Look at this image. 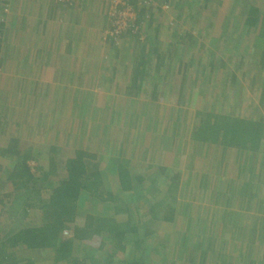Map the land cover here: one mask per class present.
Wrapping results in <instances>:
<instances>
[{
    "label": "crops",
    "instance_id": "1",
    "mask_svg": "<svg viewBox=\"0 0 264 264\" xmlns=\"http://www.w3.org/2000/svg\"><path fill=\"white\" fill-rule=\"evenodd\" d=\"M3 1H5L8 8L4 11L5 15L0 16V21H3V23L0 22L2 29L0 30V91L4 94L7 93L5 98L7 106L10 107V103L13 104V102L19 101V98L16 97L19 88L23 87L26 94L32 93V91L35 92L34 89L37 90V95H31L29 98V94L24 107L17 105V109L26 110L30 107L31 111H34L30 119V125H34V119H36L35 126L55 125L53 131L57 130L56 133L60 137L59 141H65V145L58 147L55 144L53 153L46 152V155L50 164L53 161L56 163L55 168L58 174L61 172L62 164L64 165L68 158H74V153L79 148H83L82 143L81 147L77 145V140L80 142L88 140L91 143L94 138L101 136L102 140L93 143L97 147H101L99 152H104L103 150H106L110 144L109 141L111 140L105 138V135L108 134L113 135L112 137L115 134V137H122L124 131H127L129 139L124 136L120 139L121 144L129 142V140L131 142V137L134 134L138 136L135 140H138L141 145L151 142L148 140L150 139L149 134L153 130L146 133L145 140L142 131L149 126L150 118L146 115L147 108H152V100L148 99V102H146L147 105L142 109L144 110L143 114L136 115L135 111L137 110H134V114L131 110L129 114L125 96L151 93L150 82L153 81V78L158 79L160 76H164L163 72H171L170 76H172L173 73L180 71L181 64L184 66V69L182 68L184 72L194 71V76L202 77L203 75L199 73L203 69L207 70L210 76L215 74L213 79H215V83L217 80L216 86L223 79L218 73L221 72L226 75L225 87L230 88L228 100L232 96L234 98L229 102L228 100L225 101V98H217L214 107L216 103L220 105L221 100L225 101L228 107H215V111L240 109L249 114L251 110L256 109L264 117V0H248V2L246 0H236L235 4L231 2L229 10L227 7L224 9L229 11L227 13L229 17L223 15L222 22L227 21L228 24L236 25L237 29L239 28L233 34L234 38L230 37L228 41L221 42L223 32L220 33L216 30L218 35L213 40L218 39V41L213 42L207 51L199 47V57L196 63L201 61V66L198 64L195 66L194 63L192 67L190 66L192 60L190 51L192 49H188V46H186L184 49L182 47L181 52H179L178 50L175 51L177 48L173 46V44H177L175 43L177 29L173 27L172 20L177 18L182 21L184 10L181 11L182 15L179 11L174 14L175 11H166L162 7L161 12H158V9H156L158 5H156L150 10L153 11L154 17L150 19L149 16H144V24L141 26V30L138 33L125 34L123 40H120V47L115 49L112 45L113 41L107 36L108 17L104 13L109 12V7L108 5L104 6L102 0H77L75 3L73 2V7L61 5L52 0ZM156 1L162 5L166 2L165 0ZM244 4H246L247 10L245 9L241 13L240 9ZM220 6L223 7L222 1ZM184 9L186 10V8ZM178 15L179 17H177ZM187 17L188 15L185 16V18ZM152 19L153 21H151ZM222 22L220 26L223 28ZM145 23H147V27H145ZM249 27L254 29L257 27L260 30V41H257V43L250 41L251 38L238 39L239 32H242L243 28L246 30ZM238 42L240 43L238 44ZM142 45L145 50L139 49V46ZM131 49L134 53H127ZM123 52L125 53V59H127V55L130 59L121 64ZM184 56L186 57V63L183 62ZM151 57L154 63L152 69H150ZM159 57L166 60L167 65L158 68L159 65L156 63ZM222 59L224 62L229 60L230 63H225L227 67L216 70L212 74L208 61L215 62L218 67L219 61ZM138 62L141 69L146 65L145 69H142L144 72L150 71L151 74L148 73L150 81H143L144 76L141 79V74H139L138 81L135 82L136 77H133L135 75L134 67L137 71ZM83 63L90 67L89 74L80 73V67ZM120 64L123 69L120 68ZM187 66L189 67L188 70ZM158 70H161L162 73H156L159 72ZM119 72H121L122 78H120ZM139 83H141V86H139ZM162 86H160L159 92L164 93L165 89ZM137 87L138 90H136ZM132 89H135L136 93L129 94ZM29 99L33 101L30 105L28 104ZM131 100L136 101L135 104L139 103L141 105L137 100ZM204 104L203 101L199 103L198 107L194 106L195 110L204 106ZM94 109H99V112L94 118L95 121L89 123ZM103 109L104 112L101 113ZM39 110H43V112L39 113ZM71 110H73V115L70 113ZM44 111H53V114L60 116L62 120L59 123L52 122L46 125L44 124V118L48 115ZM59 111L62 112L58 113ZM12 112L11 116H14V119L20 117L14 111ZM77 112L78 114H76ZM54 115H52V118ZM79 116L81 119L84 118L83 120L87 123L82 124L84 121L80 123ZM23 118L27 117L23 116ZM20 120H15L13 125H17ZM143 122H145V127ZM163 122L164 120L160 122L161 125ZM19 123L21 126H29L24 119ZM120 125L122 126L121 129L118 128ZM83 127H88V129L85 131ZM92 127H94V130ZM6 130L8 133V128ZM90 131H92V134L91 137H88ZM192 132L191 129H187L185 133L189 135V139L182 140L185 136L181 135L178 138L179 140L175 141L177 145L176 153L179 152L188 158L191 155L193 156L194 153V156L198 157L194 158V163H199L197 164L198 174L197 176L193 175L195 172L193 168L191 176L189 174L182 176L178 180L177 190L173 194L167 195L164 206L158 207V209H164L163 216L159 215L163 217L161 218L162 221L159 220L162 229L158 230L161 239L166 242L170 236L169 230L183 227L177 236H180L177 239L180 243L178 249L167 248L170 252L180 254L183 260L179 261L178 259L181 258L178 257L171 264H264V235H261L264 230V214L256 211L254 204L258 200L253 201L252 209L245 215L238 213L240 205H242L238 199L242 198L236 195L237 192H232V188L236 189L237 184L231 188L228 180L233 177L232 167L238 169L239 166L235 163L232 164L231 157L228 160L231 162L228 166V174L219 171L217 162L221 161L220 157L222 159L223 156V150H218V148L220 149L219 144L207 143L201 145L199 142L194 143L191 139ZM79 137L82 138L79 139ZM102 141H104L103 146L101 145ZM231 152H233L234 158L237 159L239 151L233 150ZM261 156L262 154L258 155L256 166L246 165L245 168L252 169L254 173L260 174L259 158ZM154 157H156V160L152 162V166L156 168L167 166L157 161L158 158L167 160L165 155L157 156L156 152ZM172 157L173 154H170L169 159ZM43 158L44 156L40 159ZM143 158H150V156L149 154L144 156L143 153ZM175 158H172L173 164L170 165L173 167L176 164L179 168V159L174 162ZM198 159H201L202 163ZM40 161L34 162H37V169L40 170L43 177L48 172V168L45 169L41 165L43 161ZM247 162H250V160ZM150 163L151 161L148 165ZM221 163L223 162L221 161ZM59 166L61 167L59 168ZM220 167L222 169L223 164ZM0 168H2L1 165ZM143 168H145L144 165ZM235 178L237 177H233V179ZM240 179L244 183L243 178L240 177ZM36 180L37 186L40 187V180ZM56 180L58 182V177ZM195 190L198 191L196 195H199L201 200L209 204L203 213L200 209L195 210L194 200L188 202L183 200L184 197L182 200L178 199L179 196L182 198V194H185L186 197L191 196L196 192ZM230 192L233 196L232 200H230V195L226 197ZM259 193L261 194L257 197L264 196V188ZM175 194H178V196ZM227 203H229V207ZM186 208H189L188 215L184 213ZM84 214L85 216L89 215L86 212ZM91 214L95 216L94 213ZM73 227V224L68 225L66 230L73 231ZM7 233H12V228L1 232L0 239H6L4 237ZM2 243L0 241V247H3ZM85 244L89 243L85 242ZM168 244L172 245L166 242V247H168ZM5 252L9 255L8 264H22L21 255L23 250L21 248L17 252L5 248ZM91 253H95L92 245L86 247L78 240L75 242L73 257L83 259ZM35 254L37 257L36 264H53L54 262V252L36 250ZM1 263L3 261L0 260Z\"/></svg>",
    "mask_w": 264,
    "mask_h": 264
},
{
    "label": "trees",
    "instance_id": "2",
    "mask_svg": "<svg viewBox=\"0 0 264 264\" xmlns=\"http://www.w3.org/2000/svg\"><path fill=\"white\" fill-rule=\"evenodd\" d=\"M52 1L56 2L55 0ZM75 1H71L70 3L62 2L59 4L73 7L72 5ZM102 1L103 5L107 6L111 0ZM144 1L145 0L128 1L129 5L136 13V18L133 21V27L120 34V40H123V36L127 33H138L139 30H141V26L144 24V16H149L150 19L154 17L153 11H150L153 7L158 5L156 9H158V12H161L162 4L160 2L149 0L150 4L146 5ZM165 1L169 3L168 5L171 7V11H175L174 13L179 11L181 14V11L185 10L184 8H187V6H190L192 2L197 4L203 11L205 3L208 0H205L201 4H199V0ZM7 8L5 1L0 0V16L5 15L4 11L7 10ZM104 14L107 16V13ZM177 17H179V15ZM227 17H229V15ZM190 18L192 22H199L200 20V16L196 14H190ZM178 20L181 19L174 18L172 22L178 26H175L177 33H181L179 25L177 24ZM151 21H153V19ZM0 22L3 23L2 20ZM112 23V20L108 21L107 31L112 28ZM224 23L222 31L224 34L222 33L221 42L228 41L230 37L234 38L233 34L239 29H237L236 25H231L232 30L230 31L227 21H224ZM145 27H147V23H145ZM0 30H2L1 26ZM260 33L257 27L255 29L249 27V29L246 30L243 28L242 32H239L238 39L251 38L252 40L250 41L257 43V41H260ZM192 36H184L188 41L181 38L182 43L187 41L186 46H188V49H191V46H196V43H194L196 41ZM239 43L240 42H238V44ZM200 48L202 49L203 46ZM139 49L145 50L143 45L139 46ZM176 50L178 49H175V51ZM150 60V69H152L154 65L152 57ZM194 61L196 63V60ZM194 61L191 62V67ZM200 62L201 61L197 62L199 66H201ZM225 63L229 64L230 62L229 60L224 62L222 59L219 61V66L217 67L215 62L209 60L208 66L211 69V73H213L216 70L225 68V66L227 67ZM156 64L159 65L158 68L162 65H167L166 60H162L161 57L158 58ZM145 66L146 65H144L142 69H145ZM182 68L184 69V66L182 67L181 64L180 71L176 73V75L185 76H182L181 79L177 78L175 75L170 76L171 72H163L162 74H164V76H160L158 79L156 77L153 78V81L150 82L152 84L151 93L148 92L145 94L147 99L152 100V103H155L154 101L158 102V91L160 86L163 85L162 87L167 91L172 101L177 100L180 104L184 97L188 95V99L190 100L189 103L197 102L199 105L200 101L194 99L195 86H197L199 88V93L198 97H196L199 98L200 95L206 99L204 103L207 105V109L201 106L194 111L195 121L192 127H190L193 131L191 134L192 141H194V143L199 142L201 145L207 143L219 144L220 149L218 148V150H223L222 159L220 157V160L223 162L221 163L223 167L219 171L224 174H228L229 172L228 160L231 159V157H235L231 151H239L237 156V165L239 167L238 169H232L233 177L237 178L233 179L231 176L232 178L228 180V184L231 188L237 184V188H232V192H237L236 195L242 198L238 199L239 203H242L238 213H242L243 215L248 213L253 207V201L256 199L258 200L254 204L256 211H259L260 214H264V196L261 195L260 198L257 197L261 194L259 193L261 189L264 188V117L261 112L256 109L254 111L251 110L246 116L241 115L244 111L238 108H236L238 110L234 111L231 109L216 112L214 109V102H216L217 99H213V96H211V94L207 92L208 89H206L207 79L209 77L208 71L205 69L200 71L199 74L203 75L202 77H188L186 76L188 71L184 72ZM186 68L188 70L189 67L187 66ZM142 69L138 62V72L135 68V75H133V77H136L135 82L138 81L137 78L140 76L139 74H141V79L143 76L144 78L147 76L146 73L148 74V71L146 70L147 72H144ZM174 78L177 80L180 79L176 85H173ZM186 79L187 81L188 79H192L191 83H193L188 93L184 90ZM200 79L202 80L201 83ZM141 83H139V86H141ZM138 89L137 87L136 90ZM229 90L230 88L228 87V89L225 90L226 92L223 93V95L225 94V101L228 100ZM34 91L35 92L32 91L33 94L30 91V93L26 94L23 91V87L19 88L16 93V97L19 98V101H16L18 104L15 103L16 105L14 107L16 109L17 105L24 107L29 94V98L31 95H37V90L34 89ZM5 97H7V93L4 94V92L0 91V158L9 162L7 164V168L9 169H4L0 175V188L3 186L6 188L7 192H9L12 187L13 188L11 193L3 196V199L0 200V233L7 231L9 228H12V233H7L4 237L6 239H0V241L3 242V247H0V260L3 261L1 264H8L9 255L5 252V248L13 250L14 252H17L21 248L23 250V254L21 255L22 264H36V250H49L54 252L55 258L53 264H156L148 261V258L151 259L153 256L150 255V250L158 247H160V250H163L167 247L165 240L161 238H159L161 242L156 240L159 229L153 228L156 222L152 219H159L160 216L156 209L164 206L167 195L170 193L173 194L174 191L177 190L178 180L181 179V175L183 174L176 164L171 168L170 166H166L156 168V171L151 172L155 167L152 166V162L156 160V157H154L156 152L157 156L163 154L168 160V154L170 153L171 155L173 154L172 158H175V156H177L174 155L177 151L176 142L169 143L163 140V138L149 142L150 148H146L144 156L149 154L150 158H142V161L148 160L151 161V163L143 169L138 168L141 162L137 163V167L135 168L133 167L134 163L132 160L124 161L121 159L124 148V144L121 143H118L113 151H111V149H104L103 153L99 152L95 154L84 151L86 150L85 148H83V151L79 148L74 153V158H68L64 164V176L60 177L61 179L58 178V182L57 180L52 181V179H56L58 176L55 168L56 163L53 161L52 164H50L48 156L42 150L28 146L27 140H23L20 137L19 129H21L22 126L19 122L25 119L23 118V112L25 110H15V113L18 112L20 116L19 120L22 118L17 125H14L19 128L17 130V137H9L7 135V123H9L13 110L7 106ZM36 98L38 97L36 96ZM29 101L33 102L31 99H29ZM138 107L139 104H135L134 110H137ZM159 108V105H156V107L152 108L155 110L153 115L151 116V114L148 113L146 115L150 120L149 126L142 131L144 140L147 132L153 130V132L149 134V137L152 135L155 137L159 135L161 131L160 122L165 119L163 116L159 115ZM103 112L104 109L101 113ZM181 113H183L181 109H178L175 113L177 115L174 122V127L176 125L175 129L181 127V125L184 127L186 126V121L180 116ZM12 114L14 113L12 112ZM96 114H98V109L93 110L91 120L95 121L94 118H96ZM181 118L182 120L178 121ZM40 119L42 120V118ZM173 119V115L171 114L170 118L167 120ZM151 121L152 124L150 125ZM85 123L87 122L84 121L82 124ZM83 128L85 131L88 129V127ZM92 129L94 130V127H92ZM54 132H57V130ZM91 134L92 131L89 133L90 137ZM185 137L187 136L185 135ZM103 144L104 141H102L101 145L103 146ZM54 150L55 148L53 146L49 148L48 152L53 153ZM135 152L136 148L133 150L132 155L130 152L129 156H134ZM259 154H262L259 158V163L261 165L260 174L254 173L252 169L248 170V168H245L246 165L256 166ZM43 156L44 158L40 159ZM38 160L43 161L40 162L45 169L48 168V172L45 173L42 180H40V187H46V189H36L37 182L31 185L34 180V174L31 172L28 162H38ZM248 160H250V162H247ZM103 162H105V165H103ZM105 170L107 172H113L112 188L115 189V192L107 191V189L104 190L103 188L102 181L105 179L103 177V172ZM148 171L150 172L148 173ZM140 172L143 173L140 174ZM188 174L191 176V171L188 172ZM240 177L243 178L244 183L241 182ZM165 188L167 189L164 190ZM46 192L47 198L42 200L41 195ZM149 194L161 197V201L157 205L149 206L150 208L146 209L143 203H148L147 196ZM228 195H230V200H232L233 196L231 192L227 194L226 197ZM88 202L89 215L85 216V214L81 212L82 210L85 212V206ZM16 205H19L20 208L17 209ZM227 206L229 207V203H227ZM8 207H10V209H8ZM94 209L97 212V216L91 214ZM188 211L189 208H186L184 213L188 215ZM35 212L38 213L37 217H34L35 222L30 223ZM71 224L74 225L73 231L66 230L67 226ZM65 230L68 231L66 236L63 234ZM261 235H264V230ZM99 238H101V240H99ZM77 240L86 247L92 245L95 253L87 255V258L83 259L73 257V250ZM104 241L105 243L103 244ZM85 242L89 244H85Z\"/></svg>",
    "mask_w": 264,
    "mask_h": 264
},
{
    "label": "rangeland",
    "instance_id": "3",
    "mask_svg": "<svg viewBox=\"0 0 264 264\" xmlns=\"http://www.w3.org/2000/svg\"><path fill=\"white\" fill-rule=\"evenodd\" d=\"M204 1L205 0H199V4L203 3ZM221 1L223 3V7L222 8L220 6L221 5ZM246 1L248 2V0H246ZM231 2L235 4L236 0H208L205 3L203 11L194 2H192V4L190 3V6H187L186 10H184V18L182 19V21L178 20L177 24L179 25V30H180L181 33H177V35L175 36V43H177V44L176 45L173 44V46H175L178 49V51L181 52L182 47L184 49V47H186V44H187V41H188V39H185L184 36H186V35L192 36L193 35L192 37H193V39L196 42H194V41H191V42L196 43V46H193V47L191 46L192 50L190 51V56L192 57L191 62L194 61V60L197 61V59L199 57V55H198L199 47L203 46L202 50L207 51L208 49H210L209 48L210 45L214 42V40H213L214 37H217V35H218V32L216 30H218L220 33L223 31V28L220 26V24L223 21V15L226 16L227 13L229 12L228 10H229V6H230ZM258 6L261 7L260 5H258ZM226 7H227L228 10H224ZM245 9L247 10L246 4L241 6L240 12L241 13L244 12ZM190 14L191 15L196 14L197 16H200L199 22L198 21L192 22L191 18H190ZM187 15H188V17L185 18V16H187ZM222 24H225V23L222 22ZM175 26H177V25L175 23H173V27H175ZM228 26H229L228 29L231 31L232 30L231 29V24H228ZM181 38H184V40H187V41L182 43L181 42ZM215 41H218V39L215 40ZM112 45L114 46L115 49H117V48L120 47L121 41L119 40L118 43L112 42ZM127 53H134V52L131 49V50L127 51ZM181 55H182V53H181ZM121 58H122V63L121 64H124L125 61L130 59L129 55H127V59H125V53H124V55L121 56ZM185 58L186 57L184 56V59H183L184 63H186V59ZM194 63H195V61H194ZM121 64H120V68L123 69V66ZM196 65H197V63H195V66ZM182 67H183V64H182ZM89 69H90V67H88L87 64L83 63V65L80 67V73H88L89 74ZM134 69H135V67H134ZM161 70H163V69H161ZM161 70H159V72H156V73H160L161 74L162 73V72H160ZM119 73H120L119 74L120 78H122L121 72H119ZM148 73H150V71H148ZM175 73H173V74L177 78L181 79L182 76H184V75H176ZM193 73L195 74L194 71L190 72V74L188 72V74H186V76L194 77ZM218 74H220V76H222L221 78H223V79H221V82L219 83L218 86H216L217 80H216V83H215V79H213L215 74H213L211 76H210V74H208L209 77L207 79L206 89H208L207 92L209 94H211V96H213V99L214 98L217 99V98H220V97H221V99L225 98V94L223 95V92L227 89L225 87V83H224L225 78H227L226 75H223V73H221V72H219ZM146 75L147 76H146V78H144V81L148 82L151 79L149 78L147 73H146ZM180 79H178V80H180ZM178 80L176 78H174L173 85H176L178 83ZM191 81H192V79H188V81L186 79V84H185V89H184V90H186V93H188L189 88H192V86H193V83H191ZM201 81L202 80L200 79V83H201ZM151 85L152 84L150 83V86ZM195 88L196 89H195V93H194V97H195L194 99L195 100H199L200 103H202L206 99H204L203 96H200V95H199V98H197L198 97V93H199V88L197 86H195ZM151 90L152 89H150V91ZM193 91H194V89H193ZM134 93H136L135 89H132L131 93H129V94H134ZM125 97H126V103H127V111H128L129 114H130L131 110H133L132 113L134 114V107H135V102H136V101H132L131 99L137 100L138 102L141 103V105H139V107L137 108V111H135L136 112L135 114L136 115L140 114V113L143 114L144 110H142V109L147 105L146 102H148L147 96L144 93H142V94H134V95H126ZM157 97H158V102L154 101L155 103H153V107L152 108L156 107V105H159V107H160L159 108V115L163 116L165 120L162 123V125L160 126L161 127L160 128L161 131L159 132V135H157L155 137L152 135L150 137L149 141H153V140L157 141L159 138H163V140L168 141L170 143V142L178 141L179 140L178 138L181 135H183V136L186 135L187 136V137H183L182 140L189 139V135H187L185 133V131L187 129H191L190 127H192V125L194 124V121H195L194 111H195V107H198V103L197 102L189 103L190 100L188 99V95H186L184 97V99L182 100V103L179 104V102H177V100H174V101L171 100V98H170L169 94L166 92V90H165L164 93L161 92V91L160 92L158 91ZM233 98H234V96H232L231 99L229 98L228 102L233 100ZM207 101H210V100H207ZM218 101H220V100H218ZM15 103L14 102H13V104L10 103V109L13 110L14 112H15V110H17L14 107L16 105ZM28 104L30 105L31 101H29ZM136 104H139V103H136ZM180 105H182V106H180ZM215 105H216L215 107H217V108H220V107H223V106L224 107H228V104L225 101H222V100L220 102V105H219V103H216ZM218 105H219V107H218ZM206 106L207 105L204 104V108L207 109ZM152 108L151 107L147 108L148 109L147 113L151 114V116L153 115V112L155 111ZM178 109H181L182 112H183V113H181L180 116H182V118L186 121L185 122L186 126L184 127L183 125L180 124L181 127H178L177 129H175L176 125L174 127V122H175V118L177 116L175 113L177 112ZM125 111H126V109H125ZM216 111H218V110H216ZM33 112L34 111H31L30 107H28L23 112L24 116L28 118V119L25 118L24 120L26 121V123L29 126L23 125L21 129H19L16 126L13 125L15 123V120L19 119V117L14 119V116H11L10 119H9V123H7L8 129H9L7 135L9 137H17V135H18L17 134V130L19 129L20 130V137L23 140H27L28 146L39 148L45 154H46V152L49 151V148L53 147L55 144L58 147L61 146V145H65V141H63V140L59 141V138H60L59 134H57L56 132L53 131L55 125L51 124L52 122L59 123V121L62 120V118L60 116H55L53 114V111H47V112L44 111L48 115V116H46L44 118V124H46V125L47 124H51V125H49V126L47 125L46 127L45 126H42V127L35 126L36 125V119L33 120L34 125H30L31 124V120L30 119H31L32 115L34 114ZM36 112H38V111H36ZM42 112H43V110H39V113H42ZM60 112H62V111H59L58 113H60ZM98 112H99V109H98ZM70 113L73 115V110H71ZM17 114H18V112H17ZM76 114H78V112ZM171 114L173 115L174 119L173 120H167V119L170 118ZM52 115H54L53 118H52ZM241 115L246 116V115H248V112H244ZM72 118H73V116H72ZM182 118L180 120H178V121H181ZM83 119H81L80 116L78 117V120H81L80 123H82L84 121ZM187 121H188V123H187ZM91 122H93V120L92 121L89 120V123H91ZM143 124H144V127H145V122H143ZM49 127H51V128L53 127V128L49 129ZM121 127L122 126L120 125L118 128L121 129ZM142 128H143V126H142ZM184 128H186V129H184ZM124 132L125 133H124V135L122 137H119V136L115 137L116 134L114 135V137H112L113 135L110 136L111 134L105 135L106 140H111V141H109L110 144L108 145L106 150H108V149L110 150L111 149V151H113L115 146L118 143H121L120 139H122L124 136H126L129 139V135H128L127 131H124ZM88 136H89V133H88ZM137 137L138 136L136 134H134L131 137V142L129 140V142L124 143V148H123L121 159L124 160V161L125 160L126 161L132 160V162L134 163L133 167H135V168L137 167V163L141 162L138 165V168L143 169V165H144V167H146L148 165V163H149L148 160L142 161L143 153H145L146 148H150L149 147L150 144L145 143V144L141 145V143L138 140H135ZM81 138L82 137H79V139H81ZM98 138L97 137L94 138L93 141H91V143L88 140L87 141H82V142L77 140V142H78L77 145L81 147V143L83 144L82 147L85 148L86 150L81 148L82 151L83 150L84 151H88V153H91V154L99 153V149H101V147H99V146L97 147L96 144H93V143H97L98 140H102L101 136L98 137ZM84 140H85V138H84ZM135 148H136V152L134 153V156H129L130 152H131V155L133 154V150ZM95 149H97V150H95ZM100 153H103V152L101 151ZM196 154H200V153H196ZM175 155H178V157H176L174 159V162L177 161L176 159H179V163H180V167L179 168L181 169L182 174H183L181 176H187L188 172H190L193 168L195 170L193 175L197 176L198 171H199L197 164H199V163H194V158H198V157H196L194 155L193 156L191 155V157L188 158L187 156H184V155L180 154L179 152L175 153ZM171 159H169V160L168 159L167 160H161L160 158H158L157 161H160L161 164H165V165L171 167L170 164H173V161ZM199 161L201 162V159ZM237 161H238V159H236L234 157L231 159L232 164L233 163L237 164ZM231 162H229V163H231ZM8 163L9 162L7 160H5V159L3 160V159L0 158V165L2 166V168H0V175H1V173H2V171L4 169H9V168H7V164ZM36 163L37 162H34V164L32 165V167H33L32 171L34 173V180H33L31 185H33L35 182H37L36 179L41 180V177H42L41 176L42 174H41L40 170L37 169L38 164H36ZM103 165H105V162H103ZM217 165H218L217 169L220 170L221 169L220 166L222 165L221 162L220 161L217 162ZM63 166H64L63 164H62V167L59 166V168L61 167L60 168L61 172L58 174V176H57L58 178L64 176L63 175L64 172H62V171H64V169H62V168H64ZM232 169H237V167H232ZM106 170L103 172V177L105 178L102 181L103 188H104V190L107 189V191L115 192V189L112 188V186H113V176H114L113 172H111V171L107 172ZM156 170H157L156 167L152 169L153 172L156 171ZM101 171H102V169H101ZM56 179H52V181H55ZM12 188H11V190H12ZM36 189H46V187H38L37 186ZM11 190L9 192H7L6 188L1 186L0 195L3 194V193H11ZM195 191L196 192L194 194H191V196L188 195L186 197L185 194H182V198H181V196H179L178 199L182 200L183 197H184V199H183L184 201L187 200L189 202L191 200H194V204H195L194 208H195V210H197V209L199 210L200 209L201 212L203 213V212L206 211V209L208 208L209 204L205 203L203 200H201V197L199 195H196V193L198 194V191L197 190H195ZM175 195L178 196V194H175ZM46 198H47V192L45 194L41 195V199L42 200H45ZM147 200H148L149 204L148 203H143V204L145 205L146 209H149L150 208L149 206L158 204L161 201V197L153 196L152 194H149L147 196ZM201 205H202V207H200ZM16 206H17V209L20 208L19 205H16ZM8 209H10V207H8ZM156 210H157V213L159 215L163 214V210H164L163 208H162V210L161 209H156ZM83 211L84 210H82V212H81L82 214L85 213V212L89 214V202L85 206V212H83ZM93 213L95 214V216H97V212H96L95 209L93 210ZM195 213H197V211H195ZM37 214H38L37 212L34 213V216L31 218L30 223L35 222L34 217H37ZM155 218H157V217H155ZM161 218H163V217H159V219H154V218L152 219L153 221L156 222L154 224V226H153L154 229H160V230L162 229L161 228V221H162ZM159 220H161V221H159ZM182 223H184V222L182 221ZM37 224H38V222H37ZM181 229H183V227L169 230L170 236H169V239L166 242L167 243H171L172 245L170 246L168 244L167 248L173 247L174 250L178 249V244H180V243L178 242L177 239L180 236L179 237H177V236L179 235V231H181ZM175 231H177V232H175ZM164 233L162 234V236L164 235ZM156 238H157L156 240H159L158 242H161L160 239H159V238H161L159 233H158ZM193 240H194V238H193ZM166 249L160 250V247L151 249L150 250V255H153V256H152L151 259L148 258V261H150V263L154 262L156 264H171L174 261H176L177 260L176 258H178V257L181 258V259H178L179 261L183 260V257L180 256V254H178V253L175 254L174 252H170L169 249H167V250Z\"/></svg>",
    "mask_w": 264,
    "mask_h": 264
},
{
    "label": "built area",
    "instance_id": "4",
    "mask_svg": "<svg viewBox=\"0 0 264 264\" xmlns=\"http://www.w3.org/2000/svg\"><path fill=\"white\" fill-rule=\"evenodd\" d=\"M57 3H70L71 1L75 0H55ZM129 0H111L108 4L109 12L107 15L109 20L113 21L112 28L108 31L107 36L108 38L118 43L120 40L119 36L121 33L133 27V21L136 18V13L134 9L129 5ZM144 3L146 5L150 4L149 0H145ZM164 9H168V6H164ZM63 234L66 236L68 231H64Z\"/></svg>",
    "mask_w": 264,
    "mask_h": 264
},
{
    "label": "clouds",
    "instance_id": "5",
    "mask_svg": "<svg viewBox=\"0 0 264 264\" xmlns=\"http://www.w3.org/2000/svg\"><path fill=\"white\" fill-rule=\"evenodd\" d=\"M168 4H169V3H167V2L163 3L162 8H163L164 6H168L169 8H168V9H165V10H166V11H171V7H170ZM163 9H164V8H163ZM107 17H108V15H107ZM108 21H110V20H109V17H108ZM109 30H110V29H109ZM33 162H34V161H29V162H28L29 167H30V170H31L32 173H33V171H32V170H33V167H32L31 164H32ZM33 174H34V173H33ZM7 194H8V193H3V194H1V195H0V200L3 199V196H6Z\"/></svg>",
    "mask_w": 264,
    "mask_h": 264
}]
</instances>
